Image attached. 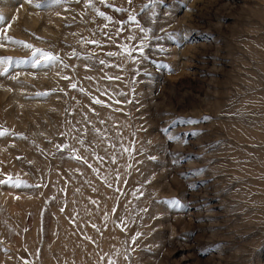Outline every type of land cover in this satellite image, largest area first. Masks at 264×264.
Returning <instances> with one entry per match:
<instances>
[{"label": "rangeland", "instance_id": "1", "mask_svg": "<svg viewBox=\"0 0 264 264\" xmlns=\"http://www.w3.org/2000/svg\"><path fill=\"white\" fill-rule=\"evenodd\" d=\"M36 3L0 0V264H264V0Z\"/></svg>", "mask_w": 264, "mask_h": 264}, {"label": "snow or ice", "instance_id": "2", "mask_svg": "<svg viewBox=\"0 0 264 264\" xmlns=\"http://www.w3.org/2000/svg\"><path fill=\"white\" fill-rule=\"evenodd\" d=\"M29 3H32V0H28ZM76 2H79V0H76ZM101 3H105V0H100ZM131 2V0H129V3ZM61 3V0H46V4H56V5H59ZM154 3V0H150V4H146L143 6L142 10L143 9H148L150 7V5ZM46 4H40V3H36L34 4V7L36 8H40L42 6H46ZM89 7H93L94 8V5L92 4V0H88V5ZM106 6H111V5H106ZM115 11H124V9H114ZM97 11V15L100 16L101 18L107 20L108 22H113L112 21V18L111 17H108L105 15L104 12H101L99 10H96ZM128 20L135 24L137 27H140V24H139V21L136 19V16L135 15H129L128 17ZM0 23H4V17L0 16ZM119 23V22H117ZM108 25L105 24V27H107ZM121 29H118L117 30V34H119V31ZM142 32H144L145 30L143 28L140 29ZM5 39H8L10 42L12 43H17V44H23V46L25 48H28V49H31L32 46L31 45H28V44H24L23 42L21 41H12L10 38L8 37H5ZM128 39H135V36H129ZM88 43H92V44H95L97 46L100 45V42L99 41H96V40H92V41H87ZM2 46V45H0ZM145 45L143 43H141L140 45H138L137 47H128V46H125L124 47V52L128 55L129 58H132V53L134 51H139V53L141 55H143V49H144ZM32 55V61H31V66L32 67H39L42 63V61L46 64V65H51L57 61L60 60V58L58 56H54L50 53H47V52H44L43 50H39V49H34L31 53ZM73 55H76V53H73ZM107 55L109 56H113L115 55V53H107ZM24 61H21V63H23ZM11 63V58L9 57H3V58H0V65H7V64H10ZM100 64H105V61L103 60H100L99 61ZM65 67H67V65H65ZM7 72V67H4L2 70H0V74H5ZM64 79H69V77L65 76L63 77ZM105 79H108V80H113V79H120V77H112V76H108L107 74H105ZM89 79H91V77H89ZM72 88H76L77 85L76 84H72L71 85ZM94 103H97V104H101L102 101L100 100H94L93 101ZM190 123L192 121H189ZM4 133L3 132H0V135H3ZM77 159H81V157H76ZM101 160L103 159L102 157L100 158ZM89 167H91V165H89ZM0 184H8L9 186L11 187H21V186H26L25 185V182L21 181L18 177L16 179H13L11 176H8L6 180H0ZM39 185H37L38 187ZM174 203H177L178 204V201H174ZM109 264H114L113 261H110Z\"/></svg>", "mask_w": 264, "mask_h": 264}]
</instances>
